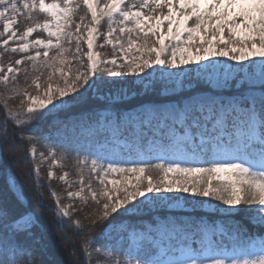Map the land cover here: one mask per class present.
Returning a JSON list of instances; mask_svg holds the SVG:
<instances>
[{"label":"snow or ice","instance_id":"obj_1","mask_svg":"<svg viewBox=\"0 0 264 264\" xmlns=\"http://www.w3.org/2000/svg\"><path fill=\"white\" fill-rule=\"evenodd\" d=\"M81 7L90 14L88 23L83 15L80 22L74 19ZM21 15H27L29 21L41 16L43 23L18 33L14 25ZM0 20L4 21L2 47L13 54L28 53L6 69L0 66V80L11 82L20 71L18 66L35 62L41 55L43 67L51 69L42 92L34 81L42 97L38 105L37 96L26 91L17 93L29 101L21 111L3 104L0 138L7 139L10 125L13 132L32 127L65 105L83 101L92 91L100 92L107 78H114L113 85H117L115 78L119 80V96L111 89L106 94L111 100L157 97L125 112L108 113L98 121L102 127L104 122L111 127L110 142L122 157L92 158L90 174L103 190L97 193L87 185L99 208L91 223L105 225L101 235L106 243L98 250L107 253L106 264H264V234L257 247L239 226L225 229L203 222L189 226L173 221L155 231L137 233L116 221L117 216L149 206L192 204L195 208L202 203L185 198L182 204L179 198L166 196L182 192L220 201L227 207L219 210L230 215L245 212L255 226L264 229V0H105L102 6L101 0H0ZM102 25L107 26L109 45L114 33L127 36V47L118 41L119 59H102L93 50L97 34L103 35L99 32ZM85 29L86 50L81 46ZM34 33H46L48 39L26 42ZM73 40L75 65L66 57ZM10 42L16 46L9 48ZM33 48L44 51L32 55L29 50ZM115 49L113 45L114 53ZM191 65L202 71H194L188 67ZM57 72L62 84L54 86ZM129 76L133 83L143 85L142 92L127 87ZM201 85L205 90H200ZM126 133H132V139ZM20 139L33 137L21 134ZM55 155L54 151L47 157L40 153V160ZM77 163L81 161L77 159ZM151 169L161 172L159 180L148 174ZM174 173L185 180H170ZM109 174H119L122 180H107ZM47 175L51 178L53 173ZM66 176L64 173L59 179ZM189 176L196 177L191 186ZM213 181L220 183L214 186ZM50 195L57 205V223H62L69 212L59 206L55 193ZM67 196L80 197L81 192L68 191ZM41 228L34 209L20 197L12 202L0 198V264H19L21 259L37 264L36 257L43 253L33 247H46ZM109 229H119L131 243L127 247L108 243ZM92 243L89 237L85 249Z\"/></svg>","mask_w":264,"mask_h":264},{"label":"trees","instance_id":"obj_2","mask_svg":"<svg viewBox=\"0 0 264 264\" xmlns=\"http://www.w3.org/2000/svg\"><path fill=\"white\" fill-rule=\"evenodd\" d=\"M50 1L62 3L61 0ZM82 15H85V19L90 18V14H86V10L81 7L74 17L76 22H79V17ZM43 19L41 16H33L32 20L29 21L24 16L25 23L32 26L36 23H43ZM54 51L50 52V56L53 55ZM100 51L102 52V49ZM104 55H111V50L105 49ZM43 61L44 58H39L37 62L28 61L23 65L19 76L15 79L17 82L14 80L2 90L3 101L0 102V109L5 102L17 112L24 108V104L22 105L19 100L20 95L17 93L29 92L37 80L46 78L49 69L43 67ZM34 64L36 67L33 66ZM107 80L108 83L102 86L96 95L91 92L83 101L74 105H65L63 110L54 113L32 127H24L13 132L10 125L7 139L0 138V198L12 202L16 197H20L34 209L42 226L41 232L46 245V247H33L34 251L43 253L36 257L37 264L40 262L43 264H102L103 262L106 252L98 249L100 245L106 243L101 235L105 225L98 223L93 226L91 223L92 219L99 214L98 206L90 195H85L82 199L68 200L67 192L69 190L60 182L59 176L67 173L69 177H78L81 163H77V159L82 162L86 158V151L79 146V139L76 136L82 124L96 122L98 113L102 110L125 112L134 109L141 102L157 99L153 95H140L126 101L110 102L103 100L99 97L100 95L105 96L109 89L112 92L119 89V80H117V85H113L109 78ZM126 83L129 89L141 91V86H136L129 77ZM160 86V84H156V87L159 88ZM200 90H203L202 87ZM26 118L21 116V119ZM0 120H3L2 110H0ZM60 132H63L67 139L64 143H59ZM21 134L25 137H33V139H20ZM11 139L14 141V149L9 151L8 147H12L9 142ZM48 146L60 147L65 154L64 158L59 161V165L51 169L48 165H42L37 160L32 161L29 158L33 149L37 154L46 155L45 149ZM37 167L38 172H34ZM49 171L53 173L51 178L47 175ZM148 174L151 176L162 175L156 169L149 170ZM37 180H39V184L36 182ZM41 184L43 187H40ZM50 193H55L59 197V206L69 212V216L64 218L62 223H57L54 214L57 205ZM50 208L52 211L49 210ZM168 214L167 212L157 213L163 219H167ZM174 215L178 221L189 226L193 222H203L208 226H219L225 229L239 226L249 234V243L252 241L258 243L259 236L264 234V229L255 226L245 212L230 216H212L204 213L183 214L188 218L187 220H182L180 214ZM138 217L140 216L121 215L116 217V221L128 220L135 225ZM150 221L155 222L154 219ZM89 237L93 238V243L85 249L84 242ZM121 247L125 246L121 245ZM19 264H28V261L21 259Z\"/></svg>","mask_w":264,"mask_h":264},{"label":"rangeland","instance_id":"obj_3","mask_svg":"<svg viewBox=\"0 0 264 264\" xmlns=\"http://www.w3.org/2000/svg\"><path fill=\"white\" fill-rule=\"evenodd\" d=\"M62 1V0H61ZM46 2L51 3V2H57V1H50V0H46ZM105 2V0H101V6L103 5V3ZM129 3L132 2V0H128ZM60 3V2H57ZM166 11V10H165ZM24 16L27 18V15H21L17 18V22L14 25V29L18 32V33H22L28 26H32L29 25V23H25L24 20ZM85 16V15H83ZM90 21V18L85 19L84 23H88ZM3 22L2 20H0V32H3ZM80 22V21H79ZM189 24H191V21H189ZM34 26V24H33ZM129 27H131V25H129ZM99 32L103 35H99L97 34V39L94 41V51L101 53V58L102 59H111V58H120L119 57V43H123L125 45V47H127V36H123L121 37V35L117 32L113 34V37H111L112 39V45H109L107 43V40L105 39L106 35H107V26L106 25H102L99 29ZM83 36V39L81 40V46L84 50H86V37H87V31L86 29L82 32L81 34ZM37 38H41V39H48L47 34L46 33H40V34H36L34 33L32 36H30L28 38V40L26 42H31L33 39H37ZM53 42L55 43V40L53 38ZM74 45H75V40H73L72 42V48L70 49V52L66 54L67 59L72 60V64L75 65L76 61L73 60L72 57V51H74ZM113 45H116V49H115V53L113 51ZM16 46V44H13L10 42L9 44V48ZM65 47H69V45L67 43H65L64 45ZM109 49L111 50V55L106 56L104 55V51L105 49ZM102 49V52L100 51ZM36 51H40L41 53L44 51L43 48H39V49H30L29 53L34 55ZM26 54H13L10 53L9 51H7L6 49H4L2 47V39H0V66H2L4 69H6L8 66H10L11 64H14V61L16 59H20L22 58V56L27 55ZM40 58H43V56L41 55ZM86 61V58H84ZM220 59H226V58H220ZM39 60V59H38ZM37 60V61H38ZM35 61V62H37ZM31 62V61H29ZM229 63H234V62H229ZM25 64V63H24ZM18 66L20 71L18 74H16L13 77V80L11 82H13L16 77L19 76L23 65ZM111 66V65H109ZM59 67L62 68H67L70 67V65H59ZM192 69H194V71L196 72H200L202 71L199 68H196V65H191L188 66ZM196 68V69H195ZM83 70V69H81ZM51 71V69H49V72ZM150 71V70H149ZM169 71H177L176 69H171ZM245 72L247 71V69L244 70ZM256 72L260 71L259 66H257ZM3 72H0V75H2ZM194 74V73H193ZM69 75L71 76V73H69ZM157 76H159V73H157ZM47 77V76H46ZM114 78H109V81L111 82ZM118 80V78H115ZM129 79H131L133 81V78L131 76H129ZM17 82V80H15ZM11 82L5 83L3 80H0V102L3 101V89L4 87H6V85L10 84ZM47 80L42 79V80H37L36 83H39L41 85V92L42 89L44 87V85L46 84ZM56 83H61L62 81H59V73H56V76L54 77L53 80V85L55 86ZM136 84V86H141V92L143 91V85L140 83H134ZM157 84H160L159 82H157ZM161 85V84H160ZM202 89L205 90L206 86L201 85ZM29 88V87H28ZM25 92V91H24ZM22 92V93H24ZM94 95H96V91H92ZM21 93V94H22ZM31 95H36L37 96V100L35 101V103L38 105L39 104V100L42 98L40 95H38V90L35 87V84L33 85V88L28 92ZM108 93V92H107ZM106 93V94H107ZM117 96H119V90H114V92ZM106 94L104 95H100L99 97L103 100H109L110 102H118L120 101L119 99L117 100H111L110 98H106ZM133 97H126L124 101L129 100ZM19 100L22 101L24 100V108H26L27 104L29 103V101L27 99H25L23 97V95L19 96ZM108 113H112V111L110 110H102V112L98 113V117H97V121L94 123H85L81 125V128L77 131V138L78 140V144L80 147L84 148V150L86 151V158H87V163H83L82 160L81 164H80V170L77 174V178H72L69 177L68 175L65 177V180H60V182L67 187V190L72 191V192H77L80 191L81 192V196L80 197H68L67 199H82L84 198L85 195H90V192L88 191V187L87 185H91V188L93 191H96L97 193H99L100 191L103 190V186H100L98 184V179L94 178V174H90V167H91V159L96 157V156H101V157H106V158H116V159H121L122 157L119 154V148L112 144L111 141V137H112V129L111 127L104 122V126H101V123H99L98 121H100V119L105 116ZM125 137H122L121 139H124ZM126 138L127 139H132V133H126ZM66 137L64 135L63 132L59 133V143H64L66 141ZM12 145V147H8V150H13L14 149V141L13 139H11L9 141ZM9 142H7L9 144ZM46 151V157L48 156L49 151H54L56 153L55 157L52 158H47L43 161L40 160V153L37 154L35 151V155H32V152L29 155L30 160H37L38 162H40L42 165H48L49 168H55L56 166L59 165V161L62 160L64 158V150L61 149L60 147H54V146H48L47 149H45ZM154 180H159L161 178L160 176H152ZM107 180H113V179H119L122 180V177L119 174H109V176L106 178ZM170 180H175V179H179L181 181L185 180V177L182 175H178V174H170L169 176ZM196 177H192L189 176L187 177V181L189 186H191L192 183L195 182ZM83 180L84 184H81L80 181ZM220 182L218 181H213V185L215 186L216 184H218ZM109 187H111V185H109ZM83 188V191H81V189ZM37 191V190H36ZM38 192V191H37ZM166 196L169 199H175V198H179L181 203L183 204V201L185 200V198H188L189 200L192 199H196V200H200L202 201V203L196 204L195 208L192 206V204H183V207H174V208H169L165 205H160L159 207H146V208H142L141 210L137 211L134 214H130L127 216H132V215H138L140 217H138L139 219L136 221L137 224H133L128 220L122 221L123 224L125 226H127L128 230L131 231H135L137 233H141V232H145V231H155L158 227H160L161 225H165V224H170V222L173 221H178V219L175 217L174 214H180V216L182 217V220H187L186 216H184L183 214H194V213H204V214H210L212 216H230V214L220 211V208H224L227 206H224L221 204L220 201H217L211 197L209 198H203V197H197V198H192L190 193H182V192H173V193H169L166 194ZM91 197V195H90ZM51 198H53L51 196ZM159 212H167L168 217L167 219H163L161 218L159 215H157V213ZM152 217V218H150ZM57 218V216H56ZM64 219V218H63ZM154 219L155 222H151L150 220ZM104 231V230H103ZM109 232H111V235L108 237V243L111 244H115L117 246H125L127 247L131 241L128 240L126 237H124L119 229L116 230H112L109 229ZM103 237V236H102ZM104 238V237H103ZM105 239V238H104ZM256 246H259V243H256ZM115 258V257H114ZM120 259H122V257H120ZM106 260H107V253L105 254V256L103 257V262L102 264H106Z\"/></svg>","mask_w":264,"mask_h":264}]
</instances>
